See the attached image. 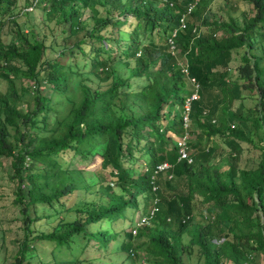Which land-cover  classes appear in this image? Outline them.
<instances>
[{
  "label": "trees",
  "instance_id": "trees-1",
  "mask_svg": "<svg viewBox=\"0 0 264 264\" xmlns=\"http://www.w3.org/2000/svg\"><path fill=\"white\" fill-rule=\"evenodd\" d=\"M17 1L0 0V31L5 19L15 24ZM208 1L25 0L26 6H39L48 21L65 24L63 39L74 40L52 47L56 53L50 58L43 57L47 46L32 30L26 34L15 26L11 40H0V81L5 83L0 166L9 159L10 177L17 181L13 201L26 224L23 241L6 264L32 257L35 239L59 248L81 235L85 244L94 241L105 249L117 236L108 224L125 220L128 209L144 214L153 200L156 212L146 224L136 227L129 215L130 229L119 245L136 262L181 264L183 247H194L200 264H264V0H245L252 13H243L240 25L233 17L209 20L203 14ZM84 8L89 24L81 19ZM239 49L237 75L231 79L232 53ZM116 65L127 67L126 74H117ZM90 76L105 85L91 89ZM132 79L140 81L138 88ZM243 90L257 93L246 116L241 106L232 108ZM186 102L189 125L198 129L193 141L192 131L183 128ZM246 119L258 139L259 159L252 168L235 164L243 136L229 127ZM185 132L194 151L190 163L177 161L176 141ZM214 136L226 138L229 155L222 163L213 161L214 145L201 144ZM67 150L71 154L62 164L59 157ZM94 153L100 159L96 172L70 166L73 156L87 160ZM139 158L142 168L134 174ZM161 163L169 168L154 173ZM163 174L179 179L174 190L167 189ZM86 193L98 200L90 201L82 218L46 234L28 230L39 219L28 213L30 208L66 212ZM202 205L208 219L191 223L193 207ZM101 223L106 226L88 229ZM183 235L188 236L185 244ZM142 236L144 242L132 243ZM259 255L262 260L255 261Z\"/></svg>",
  "mask_w": 264,
  "mask_h": 264
},
{
  "label": "rangeland",
  "instance_id": "rangeland-1",
  "mask_svg": "<svg viewBox=\"0 0 264 264\" xmlns=\"http://www.w3.org/2000/svg\"><path fill=\"white\" fill-rule=\"evenodd\" d=\"M203 14L209 17L210 19L222 18L228 19V17H233L237 23L242 24L243 13L251 15L252 9L251 6L245 0H209L208 5L203 8ZM14 23L4 20V24L0 31V40L2 43L6 44L9 40L12 39V29L15 26L20 27L21 30L29 34V31L32 30L33 33H36L38 38H42L44 45L47 46L44 51V58H50L55 55L56 51H51V48L54 49L60 48L62 46L71 45L74 38H64L62 37L61 29L65 27V24H54L53 21H48L46 15L43 14L39 6L30 7L25 5V0H18L16 7L12 13ZM90 13L84 8L81 12V19L84 20L87 24L91 23ZM127 18L129 15H126ZM207 27L200 26L201 30L206 29ZM56 35V37H55ZM155 36V35H154ZM53 45V46H52ZM50 50V51H49ZM242 49H239L238 52L232 53L233 60L230 62V67L228 74L231 79L236 77V66L239 62L238 57L241 54ZM179 63L182 60L178 61ZM128 68L121 65H116L117 74H126ZM133 88H138L140 81L137 79H132ZM106 82L97 81V78L90 76L87 80L88 86L93 89L100 85L103 87ZM5 83L0 81V91H4ZM214 91H217V88H214ZM244 97L242 99L234 100L232 103V108L236 106L242 107L243 115L250 114L246 110L252 109L257 103V93L252 91L250 94L243 90ZM25 101H29V98L25 96L23 98ZM24 102V101H23ZM24 103L21 104V108H24ZM235 133L243 136V139L240 142L239 154L235 160V164L240 168H252L256 166V163L259 159V151L256 147L258 144L257 136L255 131L250 124L249 119L243 121L240 124L232 123L229 126ZM188 130L192 131L190 133V140L193 141L196 139L198 129L194 124H190ZM226 138L214 136L209 142L203 141L201 144H208L209 147L214 145V155L213 161L217 163H222V158H226L229 155V151L226 145ZM262 143V142H261ZM260 143V144H261ZM189 152L194 153L193 149ZM71 152L69 150L62 152L59 161L64 164ZM99 157L97 153L92 154L87 160H79L76 156H73L69 161L71 167L84 168L86 174L91 172H96L99 166ZM142 159H137L134 161V174L141 170ZM138 164H141L138 166ZM11 168L9 167V159H3L2 165L0 166V264H6L11 262L13 255L17 252L18 245L23 241L24 235L23 230L25 224L24 214L21 213V210L18 204L14 203L13 198L16 192L17 181L10 177ZM104 175L107 178V174L104 172ZM167 177L170 173L166 174ZM165 174L161 175L160 178L163 181H166L167 189L174 190V185L178 183L179 179L171 176L168 180ZM177 182V183H176ZM113 192H117V188L111 184L110 185ZM166 187V186H165ZM79 197L81 194L78 195ZM83 196V201L70 204L73 198H70L67 201V204H70L69 210L66 212L54 213L52 210L45 209L42 205H36L33 209H29L28 213L31 216H38L39 219H34L30 224H28V230H32L33 234L42 233L46 234L51 231L62 230L60 224L70 222L74 217L82 218L83 212L89 209L90 201H97L98 198L93 195L86 193ZM139 205L141 206V199L138 197ZM63 213V214H62ZM131 210H126L125 220H116L108 224L109 230H114L117 233L114 241H110L107 244L105 249L100 248L94 241H89L85 244V239L81 235L77 236L73 242L68 247H56L53 242L47 241L45 239H35L31 242L32 248L29 252V255L32 257L24 259L22 264H39V263H55V264H73L74 259L78 260L75 264H150L149 262L145 263L133 259L128 253L126 255L125 251L119 249V245L123 240V232H128L130 229L129 221L132 216V223L137 222L140 217L139 211H134L131 215ZM130 215V216H129ZM130 217V218H129ZM208 219L207 212L205 210V205H202L200 208L193 207V217L190 222H204ZM89 225V230H94L98 227H105V223L101 225ZM132 232V231H131ZM145 237H135L132 243L139 244L144 242ZM188 236H182V242L185 244L187 242ZM31 240V239H30ZM125 240V239H124ZM28 254V252H25ZM24 253V254H25ZM25 254V255H26ZM29 255H26L29 256ZM199 254L196 249L193 247L190 251L184 249L181 253V264H200ZM259 257V258H258ZM255 259V261L261 259L260 255ZM131 258V259H130ZM75 260V261H76ZM262 260V259H261ZM262 262V261H261Z\"/></svg>",
  "mask_w": 264,
  "mask_h": 264
},
{
  "label": "built area",
  "instance_id": "built-area-1",
  "mask_svg": "<svg viewBox=\"0 0 264 264\" xmlns=\"http://www.w3.org/2000/svg\"><path fill=\"white\" fill-rule=\"evenodd\" d=\"M196 1V0H195ZM194 3H191L187 6L186 8V12L188 13L193 7H194ZM184 18L183 16L180 18V26L179 28H182L184 25ZM175 33V31H172L171 33V36H173ZM170 36V37H171ZM169 46H170V49L173 48V45H172V41L170 40V38H168L167 40ZM192 81V79H190ZM196 97V94H192L190 96V98H195ZM188 109H189V103L186 102V104L184 105V112H183V115H182V121H183V127L186 128L187 127V113H188ZM188 140V134L187 132H185L181 138L177 139L176 141V146H177V160H186L187 163H190L191 162V158L189 157V152H188V146L186 144ZM169 168V164L168 163H161L159 164L158 166H156L155 168V171H162V170H165ZM170 177V175L168 176ZM156 212V205H155V201L153 200L152 201V205L146 210V212L142 215H140V217L138 218V221L135 223V226H140L142 224H146L148 222V220L150 218H152V216L154 215V213ZM134 231H132L133 233Z\"/></svg>",
  "mask_w": 264,
  "mask_h": 264
},
{
  "label": "clouds",
  "instance_id": "clouds-1",
  "mask_svg": "<svg viewBox=\"0 0 264 264\" xmlns=\"http://www.w3.org/2000/svg\"><path fill=\"white\" fill-rule=\"evenodd\" d=\"M184 112V111H183ZM182 115H183V113H182ZM183 122V121H182ZM188 125H189V121H188V117H187V127L186 128H184V129H188ZM188 152H189V147H188ZM189 157L191 158V156H190V154H189ZM178 161V160H177ZM186 161V160H185Z\"/></svg>",
  "mask_w": 264,
  "mask_h": 264
}]
</instances>
